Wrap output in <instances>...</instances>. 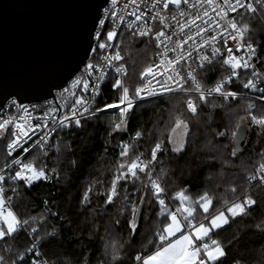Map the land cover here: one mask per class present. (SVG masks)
I'll return each mask as SVG.
<instances>
[{
	"label": "trees",
	"instance_id": "16d2710c",
	"mask_svg": "<svg viewBox=\"0 0 264 264\" xmlns=\"http://www.w3.org/2000/svg\"><path fill=\"white\" fill-rule=\"evenodd\" d=\"M237 21L239 25L249 26L244 40L257 46L256 57L264 73V21L256 12L245 9L237 14ZM115 41L124 57L122 62L128 69L127 84L132 89L140 83V72L153 61L155 43L152 39L123 32L118 33ZM93 56L95 53L90 58ZM229 70V66L222 65V60H217L203 69L200 77L208 85ZM112 77L109 74L102 83L96 107L118 100L119 93L111 87ZM248 79H254L256 83L251 71L242 69L225 88L236 93L259 94L258 88L243 87ZM186 98L178 93L138 103L127 130L130 134L140 131L142 135L131 145L130 157L135 158L140 151L147 160L150 159L155 143L163 140L166 150L159 152L157 161L153 162L155 174L170 195L187 190L188 196L198 200L207 192L213 199L212 215L226 210L225 201L231 204L251 196L257 203L251 206L248 214L230 217L229 224L213 232L211 237L221 242L226 253L218 264H264V183L257 181L247 188L248 176L264 163V133L251 124L246 145L232 155V133L240 117L249 113L264 115V104L243 96L230 97L227 102L213 96L208 98V103L200 102L198 113L193 116L185 107ZM250 103L254 107L249 109ZM213 104L224 106L213 107ZM177 116H182L189 126L186 147L179 154L171 152L167 139ZM118 119V111L110 109L82 121L81 128H65L53 133L47 155L41 156L52 178L37 181L30 188L20 182L11 185L16 190L15 193L12 191L13 210L20 220H28L26 229H36L32 232L33 237L47 264H137L135 257L138 254L154 251L148 240L159 226L156 215L159 206L155 201L154 207L141 206L142 213L134 234L128 227L130 205L127 210L120 211V200L109 205L104 203L103 193L110 188L117 164L128 159L120 156V146L130 143L125 132L112 131L111 122ZM11 137L8 125L6 131L0 132V168L11 160L6 152ZM40 151L33 148L23 160L29 162ZM52 168L58 175L51 172ZM140 176L141 180L136 184L120 182L121 191L127 187L130 201H138L145 194L141 181L146 184L147 178L143 173ZM89 187L92 188L91 202L84 204L82 200ZM175 203L178 207V198ZM206 215L198 209L193 223L204 220ZM29 248V238L22 229L0 239V264H25L21 256L31 264ZM114 254L118 257L115 262Z\"/></svg>",
	"mask_w": 264,
	"mask_h": 264
},
{
	"label": "snow or ice",
	"instance_id": "6c2138e0",
	"mask_svg": "<svg viewBox=\"0 0 264 264\" xmlns=\"http://www.w3.org/2000/svg\"><path fill=\"white\" fill-rule=\"evenodd\" d=\"M108 0H106V3ZM159 3V0H157ZM188 4V0H167L164 3L163 7L168 8L170 4H175L178 7L181 3ZM209 6H213L216 3V0H206ZM132 4H136V0H131ZM112 6L115 8L117 5V0H111ZM226 8H220V13L223 16H227L228 12H236L237 8H244L246 11L255 12L256 8L253 4L248 3L244 4L242 0H235V5L231 3V0H224ZM128 7L127 3L124 5L126 9ZM216 7H213V11H216ZM104 18L99 19V24L101 26L105 25V21L109 15L115 17L116 13L114 11L110 12L109 9H104ZM182 15L184 13H181ZM135 16V20L129 22L126 25L127 29H132L136 26V21L142 19L143 13L136 15L135 12L132 13ZM204 15L207 16L208 12L205 11ZM159 16V13H157ZM123 20V16L119 17ZM243 19V17H241ZM155 19V17H153ZM196 19H200L197 16L195 19L190 21V24H195ZM161 23H164L163 18H161ZM218 27L223 28L224 31H227L230 28L232 31L228 34V37L223 36L221 32V38L224 39V46L227 47L228 39L237 43L236 52H239L243 48H247L246 58L239 57L234 54L231 47H227V57L222 60V65H227L231 69V74L227 79H223L212 88H204L201 82L197 79V69H193L191 65L188 66V70L181 71L182 65L181 60H186L192 56L191 52H188L187 57L183 54V44H187L188 40L193 39L192 36H188L186 40L183 41V44L180 41L176 42V46L171 49V51L176 52L177 49H181L180 53L175 59H165L162 60L157 68H165L169 74L167 80L157 81L159 88L152 87V80L157 76V72L153 69L152 66H148L143 73H141V81L145 82L144 86H137L130 89L122 78L112 77L111 87L113 90L119 93L118 100L113 103H105L102 107H94L96 98L99 94L100 84L108 79V73L106 68H114L117 76H127V69L124 64H117L124 59L119 50L115 51L113 55L102 56L100 60L102 63L97 62L93 63L92 58L89 59V62L85 65V73L87 78H84V74L72 80L70 88L63 89V93H68L70 97L73 98V103L71 104L69 111L57 116L55 115L60 111V106L56 108H51L52 113L50 119L52 121V127L48 125L49 113L46 112L43 123H38L35 126L27 125L26 123L15 122L16 131L12 132V135L15 137L9 144L8 150L9 155L17 148L22 147L20 141L24 138L31 139L32 137L29 133L33 135L37 134L39 129L42 134L39 135V138L36 139L32 145L34 148H38L41 151L37 155L33 156L32 159L24 163L20 159L13 160V164L19 165V170L15 172V175L11 177L13 180L23 181L27 187L33 186L36 181L40 180H49L52 177L47 173V165L41 160V156L47 155V146L49 140L52 137V134L58 130L62 131L65 128H81L82 121H87L88 119L95 118L98 113L105 112L110 109L118 110L119 119L113 120L111 122L112 131L122 132L126 129L130 117L134 113V109L138 106V103L144 101L146 98H156L164 97L167 94L175 92H184L189 94L191 92L197 93L195 99L189 98L186 100L187 111H189L193 116L197 115L200 108V102L208 103V97L218 96L222 98L225 102L229 98L235 99L237 96L236 92L227 91L225 85L232 81V78L237 76L238 69H249L253 68L254 65L251 63L252 59L257 56V50L253 47L251 43H246L244 41L245 33L248 31L249 26L247 24L239 25L238 22L233 18L228 21L227 27L219 25ZM184 26H181V31H183ZM207 28H199L197 30V36L202 32H206ZM151 33V28L145 23L144 27L137 28L136 31L132 32L133 36L139 35L141 37L148 36ZM101 31L98 29L96 31V42L97 47L92 48L93 53H97L99 50H106L110 47H113L109 44V41H112L116 36L117 32L115 30H109L106 34V39H101ZM164 31H158L156 33V39L163 43L161 39L165 37ZM170 40L171 37H168ZM217 40L216 36H211L208 41L201 43L200 47L203 48L205 45L212 48L211 54H205L199 56L200 63L197 66L199 69H203L206 65H212L216 59L221 56V49L213 45V42ZM117 49L119 46H116ZM159 47V44H157ZM169 49L166 47L163 55L167 57V52ZM99 69V74L93 76L97 73ZM174 73L175 75H173ZM159 75L163 76L164 72H160ZM253 77H257L258 74L253 71ZM175 84L176 87H173L172 84ZM191 82V87H185V84ZM244 88H257V84L254 82V79H248L246 83L243 84ZM76 89H79L77 93ZM260 92H264V88L258 89ZM91 92L90 95L88 93ZM63 93L61 95L63 96ZM15 103V101H13ZM213 107L224 105H212ZM62 107H69L67 102ZM254 105L249 104L248 108H252ZM27 112V109H24ZM250 123L257 126L261 133H264V115L257 116L249 113ZM23 119V117L21 118ZM240 121L243 123H248L245 117H240ZM13 120H4L0 122V132L7 130L9 124H13ZM241 127V123L236 125L237 131L232 133V139L234 142L238 141V131ZM189 133V126L187 121L182 118V116H177L175 118L174 126L171 127L170 134L167 137L168 142L171 144V152L173 153H182L186 147V137ZM142 133L137 131L135 137L132 138L130 143L122 144L120 156L125 159L123 162H119L115 169V175L110 183V188L103 193L105 196L104 203L106 205L114 204L117 200L121 201L120 211L127 210L130 205L131 219L128 222V227L131 232L134 234L138 226V219L142 213V205L148 204L155 206L158 204L159 211L156 213L158 220V227L156 228L153 237L148 240V245H151L154 248V251H151L149 254H138L135 257L137 264H218V261L226 255L224 251V246L220 241L212 239L210 233L213 230L221 229L224 225L229 224V219L235 218L238 216L248 214V210L251 206L257 203L251 196H246L243 200L238 202H233L228 204L225 201L226 211L229 215L225 214V211L221 210L217 214L212 215L210 213V208L213 206V199L207 192L199 197L198 200H193L190 196L186 194L187 190H180L176 193V197L179 199L180 207L176 211H170L168 205L165 201V188L160 182L159 176L153 179L154 163L157 161L158 153L165 151L166 146L163 140H158L155 143V146L151 149L150 159L142 160L141 156L144 154L141 153L135 158L130 157L132 151L131 145L139 140ZM219 135L224 136L225 133H219ZM59 151V147H57ZM238 146L233 148L232 155H236ZM25 153L30 151L29 148H23ZM37 161H40L38 164ZM75 163V161H73ZM260 181L264 183V163L260 164ZM51 172L58 175L57 170L52 168ZM143 173L147 178V183L145 184L141 181V187L144 190V195L139 197V200L129 199V194L127 187L123 188L121 191L120 182L124 181L125 184L131 182L136 184L137 181L141 180L140 174ZM250 179H255V177H250ZM4 181V176L0 175V182ZM140 189L138 188L137 191ZM15 189L13 192L15 193ZM92 191V188L89 187L84 194L82 203H90L89 193ZM235 192V189H232ZM101 195V193H97ZM7 200H11V197H8ZM198 209H202L203 213L208 214L204 217V220H209L210 222L205 224L204 220H201L197 224L193 223V220L196 219L195 214ZM178 213L182 214L183 220L178 216ZM119 223V220H117ZM28 224V220L21 221L17 218L16 214L8 208L6 210V198L5 190L3 187H0V239H4L7 236H12L19 232L25 225ZM36 229L33 228L32 232H35ZM52 235H55L54 233ZM210 240V243L207 242ZM38 247L37 244H33L32 248L27 249V251L32 252ZM36 256H40L39 251L35 252ZM2 259V258H0ZM21 260L28 264V261L25 257L21 256ZM118 257L114 254L113 261L115 262ZM31 264H46V261H41L37 259L31 260Z\"/></svg>",
	"mask_w": 264,
	"mask_h": 264
},
{
	"label": "built area",
	"instance_id": "2783aa9c",
	"mask_svg": "<svg viewBox=\"0 0 264 264\" xmlns=\"http://www.w3.org/2000/svg\"><path fill=\"white\" fill-rule=\"evenodd\" d=\"M166 2L167 0H159V3L157 2V0H136V4H132L131 0H117V5L114 8L111 4V0H108V2L101 8V15L99 19L104 18L105 8L109 9L110 12L114 11L116 13V16L113 17L109 15L105 21L104 26H101L99 24V19H98V22L96 24L94 34H93L92 48L97 47V42H96L95 37H96V31L98 29L101 31V34H102L101 39H102L103 35L105 33L107 34V31L109 30H115L117 32V35L119 32L132 35V32L136 31L137 28L144 27L146 23L147 26L151 28V33L148 36H144V37H141L139 35H136V36L144 38V39H152L155 43L154 59L148 65V66H152L153 69L157 72L156 78L152 80V87L158 89L159 84L157 83V81L167 80V76L169 74L167 71H165V68L168 67L167 65L161 68H157L156 66L159 65L162 60L175 59L177 55L180 53L181 49H177L176 52L171 51V49L176 46L177 41H180L183 44V41L186 40L188 36H192L193 39L188 40L187 44H183V54L185 57H187L188 52H191L192 56L190 58H187L186 60H181L182 69L180 70L186 72L188 70L189 65H191L193 69H197V79L201 82L203 87L206 89L214 87L217 84V82L223 79H227V77L231 74V69L224 75L220 76L219 78L211 82L210 84L208 85L204 84L202 78L200 77V72L206 67H208L209 65H206L203 69H199L197 67L200 63L199 56L205 55V54L210 55L212 48L207 45L201 48L200 45L204 41H208L211 36H216L217 40L213 42V45L221 49V56L215 61L223 60L224 58L227 57V47H231L235 55L246 58L247 48L245 47L241 49L239 52H236L237 43L232 41L230 38L228 39L227 47L224 46V39L221 38V32H223L224 37H228V34L232 30L228 28L227 31H224L223 28L218 27V24L227 27L228 21L233 18L237 21V14L240 13L244 8H237L236 12L229 11L227 16H223L222 14L218 15V13H220V8H226V5L224 4V0H216V3L213 6H209L206 0H188V4H184L182 2L179 7L175 4H170L168 8H164L163 5ZM242 2L244 4H248V3L253 4V6L256 8L255 12L264 21V0H242ZM126 3L128 7L125 9L124 5ZM231 3L235 5V0H231ZM216 5H219V7H217L216 11L214 12L212 9L213 7H216ZM205 11L208 12L207 16L204 15ZM133 12H135L136 15H140L141 13H143L142 19L140 21H136L135 27H133L132 29H127L126 25L129 22L135 20V16L132 15ZM157 13H159V16H157ZM181 13H184V14L182 15ZM121 16H123V20L119 18ZM197 16H199L200 19H196L195 24H190V21L195 19ZM153 17H155V19H153ZM161 18H163L164 23H161ZM182 25L184 26L183 31H181ZM198 27L207 28L208 30L206 32H202L199 36H197ZM158 31H164L166 34L165 37L161 38L164 41L163 43H160L156 39V33ZM116 37L112 41L108 42L113 47H110L106 50H100L98 53H95V56L92 57L93 63H97V62L102 63V61L100 60L102 56L113 55L115 51L119 50V48L117 49L116 47L117 46L116 41H115ZM168 37H171V39L169 40ZM105 39H106V35H105ZM246 43H251V42H246ZM157 44H159V47H157ZM251 44L253 45L254 48H257L255 44L253 43ZM166 47L169 49V51L167 52V57L163 55ZM92 54L93 52L90 51L88 58L79 67V69L66 81L64 85L54 89L50 97L40 100V101H35V102H19L15 97H10L4 102V104L0 108V122H3L4 120L14 121L13 124H9L12 137H11V140L6 145V152L8 154H9V150L7 146L13 139H15V137L12 135V132L16 131L15 122L26 123L27 125L35 126L38 123L44 122V119L42 118H44L45 113L48 112L49 113L48 125L49 127H52V121L50 119L52 115L50 111L51 108H56L60 106V111L55 114L57 116H60L69 111V108L71 104L73 103V98L70 97L68 93H63V89L70 88L72 80L76 79L82 74H84V78H87V75L85 73V65L89 62V58ZM116 63L124 64L122 60ZM251 63L254 65V69L249 68V70L251 71V73L255 71L258 74V76L255 77L257 88L258 89L264 88V73L262 72L259 66L257 57H254ZM144 70L141 73H143ZM240 70L242 69L237 70L238 73L240 72ZM106 71L108 75L112 74L113 76L117 78H122L125 82L126 76H117V74L114 71V68H111V67L106 68ZM160 72H164V75L163 76L159 75ZM141 73L139 75L140 83L137 86H144L146 84V81L142 82L140 79ZM97 74H99V69L97 70V73L94 74L93 79L95 75ZM127 74H128V69H127ZM172 74L175 75L174 73ZM102 83L100 84V89H101ZM169 83L172 84L171 81H169ZM172 86L176 87L175 84H172ZM185 87H191V82L189 81L188 84H185ZM100 89H99V92H100ZM76 91L77 93H79V89H76ZM227 91H230V90H227ZM61 93H63V96L61 95ZM178 93L186 95L187 96L186 100L189 98L195 99L198 95L195 92L186 94L184 92H179V91L175 93L167 94V95H173V94H178ZM90 94L91 92L88 93V95ZM237 96L249 97L254 101H258L264 104V92L259 91V94L237 93ZM147 99H151V98H146L145 100ZM186 100H185V105H186ZM13 101H15V103H13ZM66 102L69 107H62ZM250 104L253 105V103H250ZM94 107H96V102H95ZM25 108L27 109V112L24 111ZM22 117L23 119H21ZM124 132L129 141H132V138H134L136 134V133L130 134L129 131L127 130V127L124 130ZM40 134L42 133L39 129L37 130L36 135L29 133V135L32 138L22 139L20 141L22 147L17 148L15 151H13L10 155L11 160L6 165L0 168V175L4 176V181L0 182V187H3L5 190L6 210L10 208L14 212L13 206H12L13 189L11 188V185L13 183H19V182L24 184L23 181L11 179V177L15 175V172L19 170V165L13 164V160L20 159L22 162L26 163L23 160V156L26 154L23 151V148H29L31 151L34 148L32 147L34 141L39 138ZM139 154H141L140 151L138 152V155ZM141 159L145 161L147 160L144 155L141 156ZM155 178H157V175L153 171V179ZM162 186L164 187L163 184ZM8 197H11L10 201L7 200ZM175 197L176 195H170L166 190L164 198H165L166 204L168 205V208L170 209V211H176L177 209V205L175 203V200H176ZM178 216L181 218L179 213H178ZM22 230L28 236L29 241H30V248H32L33 244H37L36 239L33 237L32 230L29 231L28 229L25 228V226L22 228ZM211 238L215 239L214 237H211ZM207 242L210 243V240H208ZM36 251H39L41 253L39 247H37L34 251L29 252L31 254V260L37 259V260L45 261V258L43 257L42 253L40 256L35 255Z\"/></svg>",
	"mask_w": 264,
	"mask_h": 264
},
{
	"label": "water",
	"instance_id": "95a60500",
	"mask_svg": "<svg viewBox=\"0 0 264 264\" xmlns=\"http://www.w3.org/2000/svg\"><path fill=\"white\" fill-rule=\"evenodd\" d=\"M106 0H0V108L52 95L88 58ZM241 123L239 153L251 127ZM237 131V129L235 130ZM236 153V154H237Z\"/></svg>",
	"mask_w": 264,
	"mask_h": 264
},
{
	"label": "rangeland",
	"instance_id": "374dc122",
	"mask_svg": "<svg viewBox=\"0 0 264 264\" xmlns=\"http://www.w3.org/2000/svg\"><path fill=\"white\" fill-rule=\"evenodd\" d=\"M148 65H149V64H148ZM146 67H147V66H146ZM146 67H145V68H146ZM145 68H144V69H145ZM144 69H143V70H144ZM143 70H142V71H143ZM142 71H141V72H142ZM141 72H140V73H141ZM139 75H140V74H139ZM125 83H126V84L128 83V80H127V79L125 80ZM127 85H128V84H127ZM136 87H137V86H136ZM134 88H135V87H134ZM185 107H186V105H185ZM186 109H187V107H186ZM117 111H118V110H117ZM122 132H124V131H122ZM7 154H8V153H7ZM8 155H9V154H8ZM9 156H10V155H9ZM10 157H11V156H10ZM258 169H259V168H258ZM259 173H260V172H258L257 170H255V172H254L252 175H249V176H248V178H247L248 187H247V188H249L251 185H253V184L256 183L257 181L261 182V181H260V174H259ZM253 176L255 177V179H250V177H253ZM177 208H178V207H177ZM179 214H180L181 218L183 219L181 213H179Z\"/></svg>",
	"mask_w": 264,
	"mask_h": 264
},
{
	"label": "crops",
	"instance_id": "0c3cea01",
	"mask_svg": "<svg viewBox=\"0 0 264 264\" xmlns=\"http://www.w3.org/2000/svg\"><path fill=\"white\" fill-rule=\"evenodd\" d=\"M178 207H180V204L178 205ZM216 214H217V213H216ZM225 214L230 216V214H228L226 210H225ZM181 215H182V214H181ZM214 215H215V214H214ZM181 219H182V218H181ZM182 220H183V219H182ZM209 222H210L209 220H207V221L205 222L206 226H207V224H208ZM224 226H225V225H224ZM224 226H223V227H224ZM216 230H218V229H216ZM216 230H213V231L210 233V236H211V234H213V232H215Z\"/></svg>",
	"mask_w": 264,
	"mask_h": 264
}]
</instances>
